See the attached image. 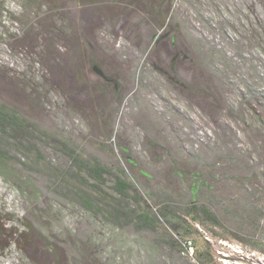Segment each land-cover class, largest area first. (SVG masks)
I'll return each instance as SVG.
<instances>
[{"label": "rangeland", "instance_id": "374dc122", "mask_svg": "<svg viewBox=\"0 0 264 264\" xmlns=\"http://www.w3.org/2000/svg\"><path fill=\"white\" fill-rule=\"evenodd\" d=\"M0 103L41 131L0 138V264H264V0H0ZM118 174L153 227L109 220Z\"/></svg>", "mask_w": 264, "mask_h": 264}, {"label": "trees", "instance_id": "16d2710c", "mask_svg": "<svg viewBox=\"0 0 264 264\" xmlns=\"http://www.w3.org/2000/svg\"><path fill=\"white\" fill-rule=\"evenodd\" d=\"M40 132L41 131H39L35 123L27 120L26 118L20 116L15 110L0 103V138H10L13 142L17 143L21 142L22 140H27V142L35 141ZM62 146V148L65 150L66 155L73 160L74 166L76 167V172L73 175L74 181H76L80 185H86L85 187L91 193L100 194V185L104 182L103 174L106 172L105 168L97 159L89 160L79 158L77 155H75L74 149L68 146L67 143H63ZM5 153L6 145L5 143H3V141H0L1 172L7 165V158L5 156ZM82 172H85L87 177L83 176ZM196 188L197 183H193L191 188L192 194L195 193ZM112 189L116 194L111 197V201L110 203H108V218L112 223L116 225L133 224L137 228H140L142 226L153 227L155 225V217H151V215L146 211L136 214L135 211L131 212L123 207L122 204H124L125 200H128V198L135 199L136 196H140L138 190L134 185H132L130 182H128L118 174L113 180ZM79 198L84 206L93 209V207L90 205L91 198H89V196H84L81 194ZM159 214H161L168 222L172 223L173 227L170 226V229L173 232L175 230L178 231L179 227L183 229L184 233L178 231V236L189 237L187 234H190L192 231L198 232V229L188 221H184L182 223L177 213H175L173 210H170L166 206H164L162 209H159ZM185 214L189 220L195 223H204V211H200L195 203H192L190 205L188 211H186ZM198 250L199 249L195 247L196 257L203 256L204 251Z\"/></svg>", "mask_w": 264, "mask_h": 264}, {"label": "built area", "instance_id": "2783aa9c", "mask_svg": "<svg viewBox=\"0 0 264 264\" xmlns=\"http://www.w3.org/2000/svg\"><path fill=\"white\" fill-rule=\"evenodd\" d=\"M177 242L180 247L181 253L188 257L191 260H196V255H195V246L190 237L187 236H178L176 235Z\"/></svg>", "mask_w": 264, "mask_h": 264}]
</instances>
